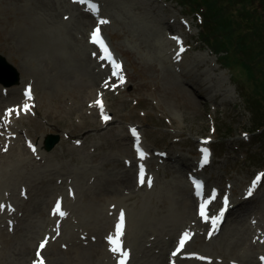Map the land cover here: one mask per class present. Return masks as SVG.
<instances>
[{
    "label": "rangeland",
    "instance_id": "374dc122",
    "mask_svg": "<svg viewBox=\"0 0 264 264\" xmlns=\"http://www.w3.org/2000/svg\"><path fill=\"white\" fill-rule=\"evenodd\" d=\"M56 1V24L29 28V0H0V54L20 74L18 84H0V205L15 208L13 215H7L5 207L0 210V238L10 242L0 247V264H33L35 251L17 257L20 243L27 241L35 250L44 238L45 264H105L100 254L96 259L86 251L90 245L108 250L104 237L121 210L132 264H154L161 255L164 264H181L180 259L187 260L185 264L258 263L264 256V177L253 196L245 199L244 192L252 177L264 174V137L253 127L245 103L251 85L244 73L221 64L219 51L202 39L194 12L175 0H95L97 10L91 14L86 3ZM81 20L87 22L85 27ZM95 27L122 59L123 83L120 76L104 82L108 67L88 45ZM164 41L165 50L160 48ZM180 47L184 51L177 58ZM11 87L17 88L19 101L9 95ZM96 97L102 98V108ZM14 105L15 111L5 117L7 107ZM130 127L142 139L143 159L136 158L133 135L127 136ZM49 133L60 140L47 151L43 141ZM203 148L212 151L201 174L207 183L205 195L218 190L220 208L214 212L222 209V194L232 204L238 199L244 203L234 213H225L228 218L218 235L205 236L203 223L200 236L191 234L186 250L172 257L179 233L190 232L196 224L199 200L189 207L184 199L186 190L191 192L190 175L201 171L197 163ZM141 165L144 176L153 180L151 186L146 181L137 184ZM4 168L8 173L2 179ZM20 187L26 191L23 195ZM56 197L63 198L68 212L58 229L53 226L55 216H49ZM46 217L51 219L47 234L39 229L43 224L35 226ZM71 232L82 252H75V245L68 249ZM226 246L251 250L239 262L233 252L224 254Z\"/></svg>",
    "mask_w": 264,
    "mask_h": 264
},
{
    "label": "trees",
    "instance_id": "16d2710c",
    "mask_svg": "<svg viewBox=\"0 0 264 264\" xmlns=\"http://www.w3.org/2000/svg\"><path fill=\"white\" fill-rule=\"evenodd\" d=\"M175 1L194 12L202 39L219 51L221 64L244 73L251 85L245 103L264 137V0Z\"/></svg>",
    "mask_w": 264,
    "mask_h": 264
},
{
    "label": "bare ground",
    "instance_id": "6f19581e",
    "mask_svg": "<svg viewBox=\"0 0 264 264\" xmlns=\"http://www.w3.org/2000/svg\"><path fill=\"white\" fill-rule=\"evenodd\" d=\"M67 0H64V2H66ZM68 2V1H67ZM29 3H30V7H31V9H32V15H30L29 14V16L30 17H27V19L28 20H30L31 22H29V23H33V25H28V27L29 28H36V27H39V26H41L40 24L42 23V22H48L49 24H56V22H57V20H58V18H57V12H58V5H57V1L56 0H29ZM76 8H79V6H77L76 5ZM79 13L83 16V17H86L87 18V20L89 21V22H91L92 21V18L88 15V14H85L83 11L82 12H80L79 11ZM28 16V15H27ZM36 23L38 24V25H36ZM81 26L82 27H85V25L87 24V22L85 21V20H81ZM58 25H60V22H59V24ZM27 27V28H28ZM166 28L167 29H171L170 27H169V25L167 26L166 25ZM159 32H162V30H159L158 31V33ZM164 33V32H163ZM105 38H107V40H108V37H106L105 36ZM93 44V43H92ZM109 44L111 45V43L109 42ZM167 44V42H163V45L164 46H162L161 47V45H160V48L161 49H166V47H165V45ZM171 44V41H169L168 42V45H170ZM88 45L89 46H92L93 48H95L96 49V47H95V45L93 44V45H91V42L89 41V43H88ZM111 47H112V45H111ZM168 60V59H167ZM169 61V60H168ZM100 72L101 71H99V72H97L96 74H94L95 75V78L100 74ZM179 73H180V71H179ZM180 75L181 76H184V73H180ZM21 77H23V75H21ZM21 80H22V78H21ZM191 90V89H190ZM193 93H195V91H194V89H193ZM15 94V101H19V98H18V92H17V88L16 87H11L10 88V90H9V95H14ZM1 98V97H0ZM204 99V98H203ZM1 103V102H0ZM1 105V104H0ZM18 111V110H17ZM11 113H13V112H11ZM38 127H40V125H38ZM105 131V128H103V130H102V132H104ZM106 131H108V129L106 130ZM130 134H129V131H127V136H129ZM34 138H36V135H32ZM207 143H209V141L207 142ZM121 146H123V148H125V145H121ZM199 147H200V144H199ZM199 147H198V151H199ZM123 152H125V151H123ZM0 158H1V156H0ZM1 172H2V179L7 175V173H8V171H7V169H2L1 170ZM194 173H196V171H194ZM200 175H202L201 173H200ZM202 177H203V179H204V182L206 183V179L204 178V176L202 175ZM129 178H130V176H128V178H127V182H129ZM197 181H199V180H197ZM199 182H201V181H199ZM207 184V183H206ZM206 186L204 185V188H205ZM202 188H203V186H202ZM20 189H21V187H20ZM53 190H56V189H50L48 192H51V191H53ZM195 195L196 196H198L197 194H195L193 191H191L190 193L188 192V190H186V197H185V199H184V203H186L189 207L190 206H192L193 205V203H194V201H196V199H195ZM253 196V195H252ZM235 201V200H234ZM242 203H244V200L243 199H238V200H236L235 201V203L234 204H232V205H230V209H236V207L237 206H239V205H241ZM227 211V210H226ZM251 213H253V212H251ZM14 213H7V215H13ZM42 214H43V212H42ZM250 215V214H249ZM67 218V217H66ZM193 218H194V220L196 221V224H194V226L193 227H191V228H189V230H190V233L193 235V237H197L198 236V233H199V236H200V229H201V227H202V225H203V223H201L199 220H201V217L198 215V213H196V215L195 216H193ZM68 219V218H67ZM50 220L51 219H49V217H46V221L45 222H42L41 221V223L40 222H37L36 224H35V226L36 227H38L39 225H41V224H43L42 226H40L39 227V229H42V228H44V230H46L45 232H46V234L47 233H49L50 232V227H49V222H50ZM97 225H98V228H97V226H96V228L97 229H99V230H102V228H103V226L100 224V223H98L97 222ZM127 225H126V229H127ZM220 227V226H219ZM126 231V230H125ZM199 231V232H198ZM190 237H191V235H190V233L189 232H187V231H185ZM112 233V232H111ZM124 235H125V233H123ZM123 235V240L125 241V236ZM49 236H50V234H49ZM109 235H107L106 237H108ZM198 236V237H199ZM106 237H105V239H106ZM78 239V238H77ZM51 240V239H50ZM79 240V239H78ZM78 240H76L75 238H74V233L73 232H71L70 233V239H69V242H68V249L69 248H72L74 245H75V248L73 249L75 252H77V253H79V252H82V246L81 245H79V241ZM99 240V242L101 243V241H100V239H98ZM107 240V239H106ZM122 240V239H121ZM9 240L7 239V238H5V237H1L0 238V247L1 246H8L9 245ZM71 243V244H70ZM188 243H189V241L187 242V244H186V246L188 245ZM53 246H54V244H52ZM70 245V246H69ZM77 245V246H76ZM47 246V243H46V245H45V247ZM20 247H21V249H20V251H19V253H18V255H17V257L18 258H23V257H27L30 253H31V251H34V249L33 250H31V248H30V246L28 245V243H27V241H24V242H22V243H20ZM45 247H44V249H45ZM98 248V250H94V248H93V246L92 245H90V247L89 248H87V249H90L89 251L87 250L86 251V255H88V256H90V257H93V256H95V255H97V256H95L94 258H98V256H99V254L101 255V257H102V259H103V262L105 263V264H110V262H111V260L115 257L114 255V253H112V252H109L106 248H105V246H97ZM47 248V247H46ZM54 248V247H53ZM224 250H226V251H224V254H228L229 252H233V254L238 258L237 259V261L239 260V262L240 261H242L243 260V262H244V258H245V256L247 255L246 253H247V251H250L251 250V247L249 246V247H247V248H245L244 250H241V249H235V248H231V249H228V246H226V247H222ZM56 250V249H55ZM70 250V249H69ZM182 252V251H181ZM33 253V252H32ZM53 254H55V253H53ZM32 257H33V255H32ZM59 260V259H58ZM164 260H165V258L161 255L160 257H158L156 260H155V263L154 264H164ZM167 260V259H166ZM55 261V260H54ZM187 260H183V259H180L179 260V262H181V264H185V262H186ZM56 262V264H60L61 263V261L59 260V261H55ZM245 264H260L259 262L258 263H255V261H253V260H249V259H247L245 262H244ZM20 264H24V261H22Z\"/></svg>",
    "mask_w": 264,
    "mask_h": 264
},
{
    "label": "snow or ice",
    "instance_id": "6c2138e0",
    "mask_svg": "<svg viewBox=\"0 0 264 264\" xmlns=\"http://www.w3.org/2000/svg\"><path fill=\"white\" fill-rule=\"evenodd\" d=\"M74 2L85 3V0H74ZM89 8L91 9L92 12H95L97 10V6L94 3H89ZM99 23L100 24H104V23H108V21L100 20ZM173 39H176L178 44L180 43L178 37H173ZM90 42L93 43V44H96L101 49L102 53H108V48H107L106 44L104 43V41H103V39H102V37L100 35L99 27L94 28L93 31L91 32V34H90ZM183 51H184V48L180 47L179 51L177 52V58H179L180 53L183 52ZM101 59H108V60L111 61L112 58H111V55L109 53L107 56H103L102 55ZM112 65H113V75L116 76V75L119 74L120 65L118 63H116L115 61H112ZM120 81H121V83H123V77L122 76H120ZM25 96H29V93L27 91L25 92ZM29 98H30V96H29ZM96 103H97V105H100L101 108H102V104H101V102L99 100H97ZM23 109L27 110L28 109V105L25 104L23 106ZM13 111H15V110H13V109H9L8 110L9 113H11ZM103 118L105 120L108 119L107 116H104ZM131 132H132V135L134 137L137 136V133H136L135 129H132ZM206 142L207 141H205V143ZM136 143H137V146H138L139 145L138 138H137ZM137 152H138L139 158L143 159L144 153H143V151L140 150L139 147H137ZM201 152H202V157H201V160H200V165L203 166V165L208 163V155H209V153H208V149L207 148L201 149ZM262 177H264V174H258L256 176V178L252 181V187H250L248 189V193H247L249 196L252 195L253 188L256 187L257 183L261 180ZM138 181L141 184L145 183L144 168H143L142 165L140 166V171H139V175H138ZM147 183H148L149 186H151V178L147 179ZM194 186L196 187L197 190H199V188L201 187V184H200L199 181H194ZM224 203L227 204V198H225V202ZM4 207H5L4 205H0V210H3ZM8 207L10 208V206H8ZM205 207H206V204H201L200 205V213L199 214L205 219H210L211 224L213 226V230H215L216 225L219 223L220 218L223 216L224 209L223 208L220 209L219 213L217 215H215V216L207 217L206 216V212H205ZM52 212H53L54 215H59L61 217L66 215V213L61 210V204H60L59 200L56 201V204L53 207ZM124 218H125V214H124L123 210H121L120 213H119L117 222L115 224V232H114V234H110L108 237H106V239H107V241L109 243V246H110L109 250L111 252H113L114 254H119L120 255V259L118 260L117 264H126V260H127V257H128V252L123 249L122 242L120 240V237L123 235ZM211 234H212V232L210 231L209 235H211ZM187 238H188V234L184 233L182 235V237L180 238V240H179V243H178L176 251H174L172 253L173 256H176L181 251V249L183 248ZM46 243H47V238H45L43 241L40 242L39 247L36 250L37 259L33 261V264H45V262H44V260H43V258L41 256V250L45 247ZM200 259H204V258L200 257ZM262 259H264V258H262Z\"/></svg>",
    "mask_w": 264,
    "mask_h": 264
},
{
    "label": "water",
    "instance_id": "95a60500",
    "mask_svg": "<svg viewBox=\"0 0 264 264\" xmlns=\"http://www.w3.org/2000/svg\"><path fill=\"white\" fill-rule=\"evenodd\" d=\"M10 77V79H8ZM19 72L9 63L3 55H0V83L5 86L17 84L19 82ZM59 141L57 134H48L44 140L45 150H51Z\"/></svg>",
    "mask_w": 264,
    "mask_h": 264
}]
</instances>
